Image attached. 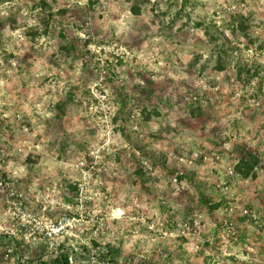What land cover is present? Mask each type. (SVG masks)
<instances>
[{"label":"rangeland","instance_id":"374dc122","mask_svg":"<svg viewBox=\"0 0 264 264\" xmlns=\"http://www.w3.org/2000/svg\"><path fill=\"white\" fill-rule=\"evenodd\" d=\"M65 254L264 264V0H0V264Z\"/></svg>","mask_w":264,"mask_h":264},{"label":"trees","instance_id":"16d2710c","mask_svg":"<svg viewBox=\"0 0 264 264\" xmlns=\"http://www.w3.org/2000/svg\"><path fill=\"white\" fill-rule=\"evenodd\" d=\"M135 12V11H134ZM220 60V58H219ZM218 69H222V66L218 65ZM249 72L247 69H240L237 71V76H238V79L241 78V75L242 73L246 74L247 76H249ZM59 110H61V108L59 107ZM252 167H253V164L252 165H248L244 162H238L235 166V172L236 174H239L241 175L243 178H247L250 176L251 172H252ZM180 179V178H179ZM214 208H216L217 206H213ZM213 208V209H214ZM108 258H109V255H108ZM53 264H70L69 263V260H68V256L65 254V255H60L58 256L57 258H55L52 262Z\"/></svg>","mask_w":264,"mask_h":264},{"label":"built area","instance_id":"2783aa9c","mask_svg":"<svg viewBox=\"0 0 264 264\" xmlns=\"http://www.w3.org/2000/svg\"><path fill=\"white\" fill-rule=\"evenodd\" d=\"M68 260H69V262H71V259L70 258H68ZM99 264H108V262H101Z\"/></svg>","mask_w":264,"mask_h":264}]
</instances>
